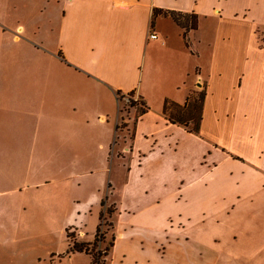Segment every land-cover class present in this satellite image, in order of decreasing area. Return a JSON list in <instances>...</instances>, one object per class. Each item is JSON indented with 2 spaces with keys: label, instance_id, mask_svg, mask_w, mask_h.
<instances>
[{
  "label": "crops",
  "instance_id": "crops-1",
  "mask_svg": "<svg viewBox=\"0 0 264 264\" xmlns=\"http://www.w3.org/2000/svg\"><path fill=\"white\" fill-rule=\"evenodd\" d=\"M168 11L196 17L188 46ZM42 29L74 69L55 95L59 167L76 165L64 178L78 183L101 175V186L86 182L95 195L75 217L71 197L52 218L50 190L35 201L41 218L0 221V264H88L64 255L66 229L93 241L87 215L108 179L107 264H264V0H0V163L24 127L8 122L23 106L7 57ZM116 91L145 111L122 113ZM200 92L197 132L168 120L166 101L184 108Z\"/></svg>",
  "mask_w": 264,
  "mask_h": 264
},
{
  "label": "rangeland",
  "instance_id": "rangeland-1",
  "mask_svg": "<svg viewBox=\"0 0 264 264\" xmlns=\"http://www.w3.org/2000/svg\"><path fill=\"white\" fill-rule=\"evenodd\" d=\"M28 20L31 26L36 21L45 22L42 18ZM31 39L33 44L19 43L18 50H10L7 57L6 73L9 78V94L11 96L18 92L19 98L22 97L19 99V107L23 106V114L10 115L8 122L18 123L24 127L23 131L10 134L11 141L6 150L4 149L0 163V221H32L41 218L35 201L51 190L57 192V214H53L52 218L54 217L58 222L65 216L72 201L71 197L74 199L71 203L73 209L70 212L74 217L75 208L83 209L88 206V203L82 202V197H89L91 202L95 193L86 182L89 180L91 185L96 183L101 186L99 179L101 175L99 177L94 175L79 183L77 179L64 178L67 171L79 170L76 165L70 166V169L60 168L58 156H55L57 147L54 145V125L58 122L57 119L55 120V113L61 112L64 108L63 104L58 103L55 95L62 91L63 84H60L59 80L71 74L74 69L67 65L58 53L57 40L49 42L44 29L41 34ZM10 48H12L11 44ZM15 58H17V66L12 64ZM48 74L53 79L56 77L55 82L48 81ZM120 107L121 112L126 113L131 105L121 103ZM121 127L122 130L126 128L124 124ZM108 167L110 177L111 160ZM79 169L82 168L79 166ZM108 185H110L109 179L106 180L102 192L99 193L98 205L87 215L89 230H92L94 221L99 223V214L111 206ZM78 200H80V205ZM82 217L83 213H80V218ZM109 222L111 220L106 217V223ZM105 228L104 226L103 230ZM57 246L58 242L54 248ZM74 258L76 259L74 263L77 260H85L90 264L88 256L76 255ZM68 260V257H63L60 264H68Z\"/></svg>",
  "mask_w": 264,
  "mask_h": 264
},
{
  "label": "trees",
  "instance_id": "trees-1",
  "mask_svg": "<svg viewBox=\"0 0 264 264\" xmlns=\"http://www.w3.org/2000/svg\"><path fill=\"white\" fill-rule=\"evenodd\" d=\"M164 16L170 17L181 29L182 37L185 45L187 44V32L196 28V17L194 15H182L174 12H160ZM203 99L202 92L197 93L194 99H191L185 104L184 108L178 105L166 101L163 105V112L167 115L168 120L172 123H178L188 128L191 132H197L198 124L200 121V107ZM135 106L138 112L142 113L146 107L143 102L138 101L137 103L129 104ZM112 207H107L99 214V223L96 227L93 241L91 243L80 242L75 233L74 229H66V238L68 241V248L64 255L73 253H84L89 256L90 264H107V256L110 247L112 246L113 237L106 240V235L112 229V223H106V217L111 218L113 214ZM106 227L103 230V227ZM63 255L59 256L62 257Z\"/></svg>",
  "mask_w": 264,
  "mask_h": 264
},
{
  "label": "built area",
  "instance_id": "built-area-1",
  "mask_svg": "<svg viewBox=\"0 0 264 264\" xmlns=\"http://www.w3.org/2000/svg\"><path fill=\"white\" fill-rule=\"evenodd\" d=\"M150 38L154 39L156 38L155 34H151ZM116 100L118 101L119 104L121 103H125L127 105L132 103H137L139 100L138 98H135L134 96L130 95V94H124V93H120L119 91H116ZM120 110H122V108L120 107Z\"/></svg>",
  "mask_w": 264,
  "mask_h": 264
}]
</instances>
